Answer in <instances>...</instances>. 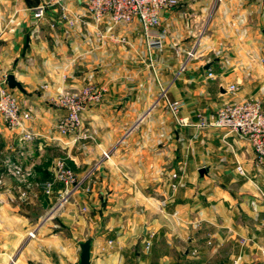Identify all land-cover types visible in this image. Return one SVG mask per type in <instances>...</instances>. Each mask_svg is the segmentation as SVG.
<instances>
[{
  "label": "crops",
  "instance_id": "1",
  "mask_svg": "<svg viewBox=\"0 0 264 264\" xmlns=\"http://www.w3.org/2000/svg\"><path fill=\"white\" fill-rule=\"evenodd\" d=\"M42 2L37 20L31 9ZM160 18L164 45L149 53L136 23L116 30L127 42L96 37L79 0H0V71L23 85L34 134L23 140L0 115V154L24 151L40 180L64 157L79 179L0 205V264H47V249L63 253L82 235L90 264H117L137 234L186 241L189 264H264V171L235 134L196 126L198 112L209 117L224 102L264 106V0H178ZM86 79L105 87L103 100L82 112L86 137L64 146L54 98ZM162 90L190 124L175 121Z\"/></svg>",
  "mask_w": 264,
  "mask_h": 264
},
{
  "label": "built area",
  "instance_id": "2",
  "mask_svg": "<svg viewBox=\"0 0 264 264\" xmlns=\"http://www.w3.org/2000/svg\"><path fill=\"white\" fill-rule=\"evenodd\" d=\"M90 16L95 28L94 34L98 38L116 39L119 42H127L125 35L117 36L116 30L136 23L145 41L147 51L160 50L164 45L165 29L161 28V11L175 7L178 0H79ZM219 1V0H216ZM48 2H42L31 9L35 19L44 17ZM64 19L65 15L62 16ZM69 25L72 20L67 21ZM54 24H52L53 26ZM102 26L103 29L100 28ZM193 56V49L187 53ZM148 65L153 68V60L148 59ZM212 73L208 72V76ZM226 92L233 93L236 86L230 84L225 88ZM104 86H97L91 79H86L84 84L76 89H65L54 98L55 103L64 110V113L56 120L54 132L57 138L69 137L68 143L75 144L86 137L82 129V112L87 106L95 105L103 100ZM160 97L164 98L166 105L175 119L181 125L190 124L177 116L183 106L180 101H169L162 90ZM0 115L10 129H21L23 140H30L33 132L25 124L32 119V112L25 107L15 89L6 85V73L0 71ZM196 126L200 128L222 129L226 133H233L238 140L246 142L255 156L256 166L264 171V106L261 101L247 98L238 101L222 103L209 117L202 113L197 114ZM24 151L18 152V157L8 154H0V205L15 203L19 198H26L37 189L45 197H50L56 184L69 187L78 183L79 179L75 171L70 167L64 157H56L51 165V177L40 180L32 165L23 163L19 157H23ZM109 151L102 152V158L109 157ZM239 174L245 171L241 165L236 166ZM172 178L177 174L173 173ZM171 189H176L177 183L169 184ZM89 190V189H87ZM29 238L35 237V230L28 232ZM244 242V240H243ZM150 244L146 241V247ZM232 264H237L233 261Z\"/></svg>",
  "mask_w": 264,
  "mask_h": 264
},
{
  "label": "rangeland",
  "instance_id": "3",
  "mask_svg": "<svg viewBox=\"0 0 264 264\" xmlns=\"http://www.w3.org/2000/svg\"><path fill=\"white\" fill-rule=\"evenodd\" d=\"M81 238L85 236H75L72 240L73 247L67 251L64 250L63 253L56 252L53 247L47 249V257L50 259L47 264H78L80 249L77 240ZM149 239L150 244L146 247V241L141 234L134 236L132 241L126 243L124 256L118 260L117 264H189L184 254V249L187 247L186 241H167L162 235ZM58 255H62L61 258ZM27 262L26 264H45L41 260Z\"/></svg>",
  "mask_w": 264,
  "mask_h": 264
},
{
  "label": "water",
  "instance_id": "4",
  "mask_svg": "<svg viewBox=\"0 0 264 264\" xmlns=\"http://www.w3.org/2000/svg\"><path fill=\"white\" fill-rule=\"evenodd\" d=\"M208 65H206L205 67H207ZM6 85L10 88V89H17L18 91H20L21 93H24L25 90L23 88V85L21 84V82H19L15 76L12 73H9L6 75ZM205 168H201L199 170V174L202 175L203 173H205ZM43 206H46V203H43ZM143 233H146V225H143ZM79 261L78 264H90V240L87 239L83 242H81L79 244Z\"/></svg>",
  "mask_w": 264,
  "mask_h": 264
}]
</instances>
